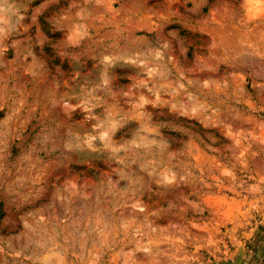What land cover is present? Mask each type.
<instances>
[{"label":"rangeland","instance_id":"374dc122","mask_svg":"<svg viewBox=\"0 0 264 264\" xmlns=\"http://www.w3.org/2000/svg\"><path fill=\"white\" fill-rule=\"evenodd\" d=\"M207 5L193 15L191 0H0V76L30 71L20 86L45 129L0 144V264H40L8 252L41 257L51 240L63 258L48 264H264V60L217 22L218 0ZM165 41L187 49L189 78L216 81L199 93L208 132L146 144L160 138L132 108L146 89L123 95L143 76L126 57Z\"/></svg>","mask_w":264,"mask_h":264},{"label":"clouds","instance_id":"9594fccd","mask_svg":"<svg viewBox=\"0 0 264 264\" xmlns=\"http://www.w3.org/2000/svg\"><path fill=\"white\" fill-rule=\"evenodd\" d=\"M191 2L194 5L192 14L203 15L204 7L208 6L207 0H191ZM106 3L110 8L113 0H106ZM218 3L217 22L222 27L226 26V30L238 35L239 43L245 49L250 50L246 53L247 55L264 60V0H218ZM216 6L214 3L210 7L216 8ZM3 11L4 9L0 8V12ZM76 16L81 17L82 13L78 11ZM60 18L67 19L68 17L62 15ZM20 19L24 17L21 16ZM2 21L3 16H0V22ZM75 35H79V32L74 29L73 33L67 37L68 41L71 42ZM250 36L256 38V47L248 43ZM186 58V48H181L177 54L168 41L163 42L154 50H148L147 54L133 51L126 57L128 63L139 67L143 76L137 79L134 85H130L129 91L124 92L123 95L128 96L133 86H143L146 89V93L139 94L132 103V108L140 109L138 116L148 121L141 126L142 131L160 138L157 140L142 137L146 144L165 142L175 144L181 140L191 142L197 133L205 135L208 132L204 116L208 110V104L199 93L211 89L216 85V81L209 79L195 81L189 78L186 72L178 67V62ZM112 59V56L103 57L105 62ZM29 75H31L30 71L25 70L20 76L10 73L8 79L0 76V113L3 114L0 116V144L7 140L11 146L14 137L18 136L22 130L26 135L20 137L21 144L25 141L32 143L45 131L40 127L41 121L36 118L34 98L29 96L27 89L20 86V81H28ZM128 76L132 78L130 73ZM149 105L150 109L144 111ZM78 107L80 105L69 104L67 101L63 103V108L71 119H82L76 114ZM95 127L97 126L94 125L93 128ZM72 135L77 139L80 138L79 132H73ZM84 136V142L92 147L91 141L96 137L89 133H84ZM101 139H103V134H101ZM39 219L43 221L44 217L41 216ZM21 228L34 231L27 222H24ZM36 243L44 248L48 242L40 239ZM56 248V242L51 240L41 257L22 256L18 250L9 251L8 255L16 260L36 259L40 261V264H48L53 257L63 258ZM4 251L5 249L0 247V253ZM143 251L147 252L149 249L144 248Z\"/></svg>","mask_w":264,"mask_h":264}]
</instances>
